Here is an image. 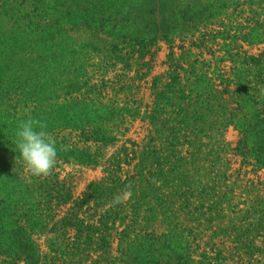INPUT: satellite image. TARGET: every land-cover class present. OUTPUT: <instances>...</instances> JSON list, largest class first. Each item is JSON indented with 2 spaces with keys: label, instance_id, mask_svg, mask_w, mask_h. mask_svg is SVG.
<instances>
[{
  "label": "rangeland",
  "instance_id": "1",
  "mask_svg": "<svg viewBox=\"0 0 264 264\" xmlns=\"http://www.w3.org/2000/svg\"><path fill=\"white\" fill-rule=\"evenodd\" d=\"M263 110L264 0H0V196L15 177L70 197L14 264H52L89 226L106 236L58 264H264ZM26 118L56 141L47 176L11 142Z\"/></svg>",
  "mask_w": 264,
  "mask_h": 264
},
{
  "label": "trees",
  "instance_id": "2",
  "mask_svg": "<svg viewBox=\"0 0 264 264\" xmlns=\"http://www.w3.org/2000/svg\"><path fill=\"white\" fill-rule=\"evenodd\" d=\"M180 108L186 103L177 104ZM242 105V104H241ZM264 111V110H263ZM198 113V110H197ZM255 127L259 132H264V114L263 116L256 115V119L253 121ZM82 131H85V128H81ZM101 128L95 126V128L88 130L85 135L88 137H93L90 135L100 133ZM247 130L244 128V133ZM107 136H102V139H106ZM168 140V148H173L177 145V135L174 133H169L166 136ZM256 159L260 160L259 156H255ZM262 161V160H261ZM166 172L163 168H156L153 170L151 175V180L148 179V185L151 184L152 187H155V190L159 188L156 184L158 181H161ZM11 176V175H10ZM1 186L3 195L0 196V256H3V261L5 263L14 264L17 260L21 259L23 256H29L27 250H23L21 243L17 241V236L22 239L25 238L26 242L33 241V232L34 228L38 227L42 223L46 222L48 216H50L51 211L54 208L55 201L62 202L67 201L70 197L65 192L61 190L57 191L56 194H53V185L48 183L45 180H34L32 183H23V181L13 177L9 180H6V183ZM66 195V196H65ZM63 197V198H62ZM154 205L161 206L164 202L163 197L159 193H156L152 196ZM154 205H152L154 207ZM153 207L149 208L150 212H153ZM72 217L69 216L66 221L63 222L64 225L72 226L70 220ZM149 218V216H147ZM86 240L85 242L81 240L80 237H77L75 240L68 242L63 246L62 244L52 247L54 254L51 255L52 264H58L60 260V255H64L69 258L70 261L77 257V255H82L86 251L91 249L93 243L92 237L96 232L100 231L98 238L102 241L106 236L105 229L96 226L87 227ZM85 230H79L78 234H83ZM154 237V234L147 232L146 228H143L140 233L136 234V248L145 247V242L141 241L144 237ZM21 239V240H22ZM55 239V238H54ZM111 240V239H110ZM110 240H107L105 248L110 247ZM133 245V244H132ZM135 246V244L133 245ZM255 249H251L248 253L253 255ZM127 255L133 254V250H128ZM72 255V256H71ZM137 255L134 257V264L136 262ZM101 260H99L100 262ZM13 262V263H12Z\"/></svg>",
  "mask_w": 264,
  "mask_h": 264
},
{
  "label": "clouds",
  "instance_id": "3",
  "mask_svg": "<svg viewBox=\"0 0 264 264\" xmlns=\"http://www.w3.org/2000/svg\"><path fill=\"white\" fill-rule=\"evenodd\" d=\"M12 144L24 167L35 176H47L57 161L54 137L40 120L21 119L14 129Z\"/></svg>",
  "mask_w": 264,
  "mask_h": 264
}]
</instances>
